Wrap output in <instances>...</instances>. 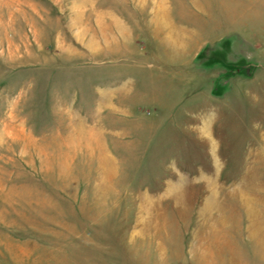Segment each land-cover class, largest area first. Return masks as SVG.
Instances as JSON below:
<instances>
[{"label": "rangeland", "instance_id": "rangeland-1", "mask_svg": "<svg viewBox=\"0 0 264 264\" xmlns=\"http://www.w3.org/2000/svg\"><path fill=\"white\" fill-rule=\"evenodd\" d=\"M0 264H264V0H0Z\"/></svg>", "mask_w": 264, "mask_h": 264}, {"label": "crops", "instance_id": "crops-1", "mask_svg": "<svg viewBox=\"0 0 264 264\" xmlns=\"http://www.w3.org/2000/svg\"><path fill=\"white\" fill-rule=\"evenodd\" d=\"M164 14H165V12H164ZM161 17H158V19H160ZM162 18H164V17H162ZM164 19H166V21H170L169 19H168V16H166ZM175 27V26H174ZM176 28V27H175ZM176 31H178V36H179V40L181 41V40H183L182 39V36L180 37V35H179V30L176 28ZM163 36H164V34H162V43H163ZM165 46H167V48H168V50L171 52L170 53V56H172V57H175V55L177 56L178 55V53L179 52H185L186 54L188 53L187 51H189L188 49V43L186 42V44L184 45V43H183V45L181 44V46L179 47V48H176V47H174V46H172V45H170V44H167L166 42H164L163 43ZM181 49H183V50H181ZM185 54V55H186ZM179 57V55L177 56V57H175V58H172L173 59V61H175V59L176 58H178ZM192 99H190L189 100V97H188V99H187V101H191ZM148 101V100H147ZM146 101V102H147ZM182 103V102H181ZM187 105H188V103H187ZM178 106V105H177ZM176 106V107H177ZM175 108V107H174ZM205 133H206V129H202Z\"/></svg>", "mask_w": 264, "mask_h": 264}, {"label": "bare ground", "instance_id": "bare-ground-1", "mask_svg": "<svg viewBox=\"0 0 264 264\" xmlns=\"http://www.w3.org/2000/svg\"><path fill=\"white\" fill-rule=\"evenodd\" d=\"M171 26H166V30H165V40H167V43H169V41L171 42V37H172V30L170 29ZM171 45V44H170Z\"/></svg>", "mask_w": 264, "mask_h": 264}]
</instances>
